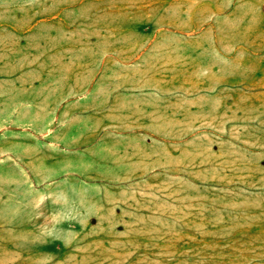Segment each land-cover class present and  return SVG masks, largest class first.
Returning <instances> with one entry per match:
<instances>
[{
	"label": "rangeland",
	"instance_id": "374dc122",
	"mask_svg": "<svg viewBox=\"0 0 264 264\" xmlns=\"http://www.w3.org/2000/svg\"><path fill=\"white\" fill-rule=\"evenodd\" d=\"M0 61L45 119L83 116L106 93L131 107L138 81L224 96L241 120L220 183L188 191L200 202L176 241L135 258L49 232L24 264H264V0H0Z\"/></svg>",
	"mask_w": 264,
	"mask_h": 264
},
{
	"label": "crops",
	"instance_id": "0c3cea01",
	"mask_svg": "<svg viewBox=\"0 0 264 264\" xmlns=\"http://www.w3.org/2000/svg\"><path fill=\"white\" fill-rule=\"evenodd\" d=\"M11 77L0 61V264L26 263L29 241L49 232L84 252L95 242L135 258L176 241L200 202L188 191L219 184L240 142L224 96L135 81L131 107L106 93L95 110L60 122L15 98L24 86ZM45 168L57 171L45 177Z\"/></svg>",
	"mask_w": 264,
	"mask_h": 264
}]
</instances>
